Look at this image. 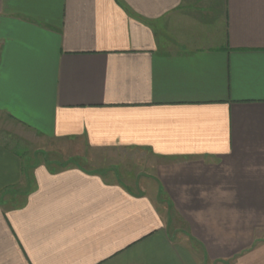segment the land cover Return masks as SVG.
<instances>
[{
  "label": "crops",
  "instance_id": "crops-1",
  "mask_svg": "<svg viewBox=\"0 0 264 264\" xmlns=\"http://www.w3.org/2000/svg\"><path fill=\"white\" fill-rule=\"evenodd\" d=\"M0 264H264V0H0Z\"/></svg>",
  "mask_w": 264,
  "mask_h": 264
},
{
  "label": "rangeland",
  "instance_id": "rangeland-1",
  "mask_svg": "<svg viewBox=\"0 0 264 264\" xmlns=\"http://www.w3.org/2000/svg\"><path fill=\"white\" fill-rule=\"evenodd\" d=\"M9 140V139H8ZM15 140V139H13ZM29 141H32L30 139ZM19 146H15L19 150H25L24 153L28 159H34V152L37 155V159L34 160H59L61 162L68 161V153H58V149L63 148L61 147L60 143L50 142V141H43V140H36L33 143H30L28 147H24L25 144H18ZM108 155L98 156V160L101 161L102 165H113L114 167L109 168L115 173H117L120 177L131 175L130 173L137 171L136 165L139 162H143L145 156L141 155L140 153H120L117 156L106 157ZM109 159V160H108ZM79 164L83 161L81 159L76 160ZM106 162V163H103ZM138 162V163H137ZM107 170H105L106 172Z\"/></svg>",
  "mask_w": 264,
  "mask_h": 264
}]
</instances>
